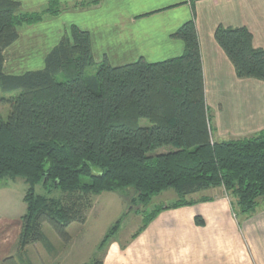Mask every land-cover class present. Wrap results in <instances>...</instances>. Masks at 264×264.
<instances>
[{
  "label": "trees",
  "instance_id": "trees-1",
  "mask_svg": "<svg viewBox=\"0 0 264 264\" xmlns=\"http://www.w3.org/2000/svg\"><path fill=\"white\" fill-rule=\"evenodd\" d=\"M95 2L70 7L48 0L42 10L22 11L19 2L0 0V90L17 91L1 98L9 113L6 119L0 113V179L21 178L27 185L15 254L0 264L23 263L25 246L45 239L43 222L62 236L70 223L83 222L94 196L104 191L131 188L146 205L172 189L176 200L166 208L222 187L238 220L264 208V131L212 140L193 18L171 34L183 41V52L162 61L96 62L89 33L71 25L41 69L2 71L3 49L18 37L20 26ZM214 37L238 77L264 81V49L252 46L245 27L218 25ZM89 67L94 71L88 73ZM40 183L45 194L34 191ZM162 208L142 215L138 230ZM109 238L106 234L100 245Z\"/></svg>",
  "mask_w": 264,
  "mask_h": 264
},
{
  "label": "crops",
  "instance_id": "crops-1",
  "mask_svg": "<svg viewBox=\"0 0 264 264\" xmlns=\"http://www.w3.org/2000/svg\"><path fill=\"white\" fill-rule=\"evenodd\" d=\"M14 1L22 11L42 10L48 2ZM58 1L71 7L84 0ZM191 18L200 46L205 102L208 108L211 100L215 108L213 138L239 139L264 131V81L238 77L214 37L218 25L245 27L252 46L264 49V0H96L20 26L18 37L3 49L2 71L18 75L41 69L71 25L89 33L96 62L104 57L112 66L139 58L162 61L183 52V41L171 34ZM25 187L21 178L0 179V260L15 251ZM201 191L207 192L188 196L190 203L163 207L140 230L142 219L135 231H120L99 245L101 238L87 259L81 228L85 220L70 223L61 238L43 232L48 242L30 243L24 251L31 264L34 250L44 264H92L95 259L100 264H264V208L238 220L221 188ZM58 253L65 258L55 260Z\"/></svg>",
  "mask_w": 264,
  "mask_h": 264
},
{
  "label": "rangeland",
  "instance_id": "rangeland-1",
  "mask_svg": "<svg viewBox=\"0 0 264 264\" xmlns=\"http://www.w3.org/2000/svg\"><path fill=\"white\" fill-rule=\"evenodd\" d=\"M86 71L88 73H91L94 71V68L89 67ZM16 92L17 91L3 92L0 90V113L4 119L7 118V115L9 113V106L8 104H5L3 102V99L1 98L2 97L6 98L9 95H14ZM208 105H211L210 107H208L209 116H210V122H209L210 134H211L212 140L216 141L213 138V136L215 137V122H214V115H213V111H215V108L212 106L213 102L211 100H208ZM147 123L148 122L145 119L140 120V124H147ZM20 184L22 183H19V186L17 188H19V190L21 191ZM14 187H15L14 189L16 190L15 185ZM26 188H27V185L25 187V190ZM215 188H218V187H215ZM219 188L223 190L222 187H219ZM34 191L36 194L46 193V190L41 183L34 186ZM206 192L207 191H200V193L202 194ZM223 192L225 194L224 190ZM50 195L56 196L57 191L52 190L50 192ZM175 200H176V195L172 189H166V190H163L153 195L149 203H147L146 205L137 201V199L135 198V192L131 188L115 190V191H104L98 195H95L91 207L86 211L85 215L87 218L85 217V223L81 227L85 235V244H83V250L85 252V255H84L85 259H87L90 256V253L93 250V245L94 244L97 245L98 240L103 238L106 234H109V236L112 237L115 234L118 235L120 231H122L123 233H126V232L130 233L132 231H135V229L138 227L139 223L141 222L142 215L143 216L147 215L153 209L162 207V206L164 207L167 204H171ZM138 217L140 218L139 221L135 222V220H138L137 219ZM115 224H117L116 229L110 231V229ZM41 230L42 232L47 233L49 236L50 234L53 236L56 235L59 238H61L60 236H62V235H59L56 232V230H54L51 227V225H49V223L47 222H43ZM46 239L47 237L45 236L44 240L37 241V242H42L46 244L48 242V240L46 242ZM78 247H79L78 248L79 250L80 245H78ZM38 253H39L38 251L34 250V252L30 253V257L35 262L34 264H44L43 258L39 257ZM14 254H15V251H14ZM20 254H21V260L23 261V263L29 262L31 264L28 258L29 257L28 253H26L23 250ZM62 257L65 258V253H58L54 255V258L57 261L58 259L59 261H61Z\"/></svg>",
  "mask_w": 264,
  "mask_h": 264
}]
</instances>
